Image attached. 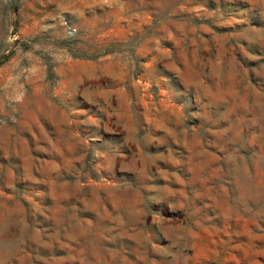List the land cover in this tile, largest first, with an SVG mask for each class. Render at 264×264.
Masks as SVG:
<instances>
[{
  "label": "rangeland",
  "instance_id": "1",
  "mask_svg": "<svg viewBox=\"0 0 264 264\" xmlns=\"http://www.w3.org/2000/svg\"><path fill=\"white\" fill-rule=\"evenodd\" d=\"M0 264H264V0H0Z\"/></svg>",
  "mask_w": 264,
  "mask_h": 264
}]
</instances>
